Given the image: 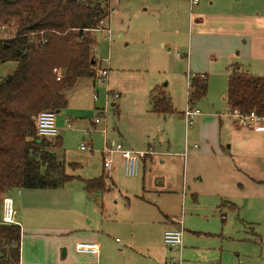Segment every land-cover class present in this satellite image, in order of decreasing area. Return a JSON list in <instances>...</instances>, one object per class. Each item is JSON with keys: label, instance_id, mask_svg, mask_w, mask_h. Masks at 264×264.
Masks as SVG:
<instances>
[{"label": "crops", "instance_id": "0c3cea01", "mask_svg": "<svg viewBox=\"0 0 264 264\" xmlns=\"http://www.w3.org/2000/svg\"><path fill=\"white\" fill-rule=\"evenodd\" d=\"M199 4L194 5L198 11ZM192 11L188 16L191 34L187 45L183 44L185 48L181 47L187 51L183 52L187 65L182 70H179L182 54L176 44H173L176 48H164L168 44L162 38L165 32L151 28L147 22L133 28L141 31L144 36L141 40L147 45L142 60L146 65L148 61V67L153 63L154 70L163 71L134 90L142 107V128L117 129L118 140L125 149L145 151L152 147L140 160L141 176L137 175L127 186L109 177L110 183L104 180L106 191L89 196L83 179L73 175L82 182L87 199L73 187H65L72 180L61 188H23L19 193H8L16 206L15 223L21 228L18 264H167L173 256H179L181 264H231V215L246 208L254 214L261 213L248 221L258 225L261 221L264 233V205L258 204L259 199L264 200V131L241 128L228 115L226 101L227 77L233 66L242 73L264 77V11L241 13L226 9L194 14ZM114 12L119 19L120 13ZM168 18L175 20L169 25L176 24V14ZM109 21L110 17L108 24ZM129 41L126 40L125 46ZM107 42L110 46L111 39ZM193 56L199 61L193 62ZM161 62L166 67L160 68ZM112 65V71L119 75L131 69L127 65ZM196 74L205 76L207 90L203 98L191 104L187 99V80ZM82 79H89L92 86L95 83V78ZM163 79L164 84H160ZM156 86L162 87L170 98L173 112L166 115L152 112L150 93ZM129 87L120 84L116 91L119 98L124 97L118 104H111L119 125L124 120L123 105L130 94ZM188 105L200 108L201 113L186 121L181 114ZM68 121L60 120L57 130L69 126ZM90 124L95 130L101 123L94 124L91 120ZM102 131L106 134L105 129ZM87 134L90 136L91 132L87 130ZM57 137L61 139L59 134ZM86 144L91 142L88 140ZM102 152L101 149L103 161ZM115 155L119 156L114 153L112 159ZM118 156L117 161L113 160L111 172L121 162ZM110 192L127 198L128 209L121 218L118 215L110 218L104 213L101 199ZM98 194L101 199L97 203ZM120 195H114L117 207ZM1 203L2 197L0 207ZM80 204L85 209L88 205L98 208L100 215L94 218L86 211L80 212ZM81 216L86 224L78 225ZM179 227L183 230L181 247L170 249L163 242V233ZM116 232L123 235L121 241L113 238ZM27 238L38 248L37 251L33 247L34 260L25 253ZM78 242L97 243L99 256L77 253Z\"/></svg>", "mask_w": 264, "mask_h": 264}, {"label": "trees", "instance_id": "16d2710c", "mask_svg": "<svg viewBox=\"0 0 264 264\" xmlns=\"http://www.w3.org/2000/svg\"><path fill=\"white\" fill-rule=\"evenodd\" d=\"M112 0H0V61H15L0 80V198L12 189L60 188L77 178L66 173L77 163L63 158L62 142L36 135L34 116L67 106L66 89L96 75V30L106 21ZM3 37V38H2ZM94 60V64L91 63ZM204 75L190 78L189 103L205 96ZM226 101L241 112L264 113V77L233 66L227 77ZM151 110L173 112L170 98L156 86ZM89 196L106 191L104 177L82 180ZM21 228L0 221V264H18Z\"/></svg>", "mask_w": 264, "mask_h": 264}, {"label": "rangeland", "instance_id": "374dc122", "mask_svg": "<svg viewBox=\"0 0 264 264\" xmlns=\"http://www.w3.org/2000/svg\"><path fill=\"white\" fill-rule=\"evenodd\" d=\"M199 2L201 6L199 11L205 13L213 10L218 11L226 9L236 10L241 13L264 11V0H199ZM116 4H118L117 7ZM111 5L112 9L114 10L116 8L115 10L120 14L119 19L116 18L117 15L115 12H112L109 16L111 34L110 46L107 40L104 39L107 36L106 32L96 31L97 43L94 47V52H96L97 55V65L100 61H104V59L111 61L110 66L108 63L107 81L100 84L95 80L92 86L89 79H82L78 85L65 90L68 105L55 113L56 127H58L57 124L60 120H62V122H64L65 118L70 120L68 121L69 126L64 127L62 130L59 129L58 134L62 139L64 160L67 163H77L78 166L76 168L67 167L66 173L78 176L82 179L96 178L103 174L104 180L109 183L110 179L106 177L105 171L103 170V161L102 156L100 158V151L104 149L106 143L121 144L117 134V129L121 131V126L124 128V131H134L142 128L144 124L142 115L140 114V109L142 107H139L138 95L134 90H137L141 84L153 77L154 74H163L158 73L163 71H157L151 67L153 63H150L148 67L147 59V65L146 62L142 60L143 53L145 52L144 47L147 45L141 40V38H144L141 31L133 28L137 24L147 22L148 26L151 28L157 27L160 28L159 31L165 32L162 38L168 44L164 45V48H176L173 46V44H176L178 51L182 54L181 59L183 60L179 63V70H182L183 68L185 69L187 65V59L183 52L187 53V51H184L181 47L185 48L183 44L187 45L191 34L188 16L192 10V13L199 12L195 6L192 7L189 4L188 0H112ZM174 14L177 16L176 24L169 25V22H174L175 20L169 19L168 16ZM107 24L108 22L106 23V27ZM127 28L128 31H126ZM175 30H177V33ZM119 31H121L122 34ZM1 35L5 37L7 33L3 31ZM126 40H130L128 46H125ZM159 46L161 47V43H159ZM235 52H237V49H235ZM192 61L197 62L199 59L193 56ZM112 64L127 65L131 69L125 70L123 74L119 75L112 71ZM162 64L160 65V63H158L157 65H160V68L166 67L164 63ZM192 65L194 66V64ZM15 66V61H0V80L11 74ZM164 82L165 79H163L160 84H164ZM129 83H131L130 87ZM120 84L125 86L126 89L129 87L130 90H128V92H130V94H128L123 105L124 120L122 124L119 125L116 120L114 106L111 104H118L121 102L122 97H124L123 95L118 99L112 97V93L118 92L116 88ZM124 94L127 95L126 93ZM93 95L96 96L94 97ZM143 102L144 99H142V106L144 104ZM99 116H102L103 120L101 124L98 125L99 127L93 130L90 122ZM102 129L106 130V134L103 133ZM87 130L91 132L90 136L87 134ZM55 139L56 138H51L47 140L53 142ZM88 140L91 142L92 147L86 144ZM106 140L108 142H106ZM81 144L86 145L83 150L80 149ZM149 149L152 151V147ZM116 156L118 155L113 156L114 161H117ZM119 156L118 158L121 160ZM120 163H122V160ZM120 163L117 169H113L110 177H112L113 180L114 178L117 179L121 185L127 186L134 182L137 175L132 177L126 176L123 173V166ZM139 166L141 171V162ZM147 168L148 164L146 163L145 172L148 171ZM140 171L138 176H141ZM75 179L76 178H74V180L72 179L65 187H68V185L73 187L74 191H80L79 195L83 197V199H87L82 190V182ZM21 190L23 191V189H20V191ZM13 191H17V189H12L9 193ZM99 195L100 194H98L97 197V203L100 202L101 199ZM114 195L118 196L120 194L110 192L101 199L104 213L110 218L114 215H118L121 218L123 215H126L125 210L128 209L127 198L121 194V200L118 201L117 207L115 206L116 198H114ZM258 201V204L262 207L264 205V200L259 199ZM13 208H16L14 204ZM78 209L80 212L86 211L90 213L94 218L100 215V210L94 206L88 205V208L85 209L84 206L80 204ZM246 209L242 210L241 213L237 212L231 215L233 238L232 246H230V249L233 250L231 264H264V233H262V222L260 221L261 225H258L248 221L261 213L254 214L248 208ZM58 212L60 213L61 211L58 210ZM61 213L66 214L64 211ZM1 215L2 210L0 207V217ZM15 215L14 220L16 219ZM231 218H229L228 215V221L231 220ZM82 224H86V219H83V216L80 217L78 225ZM141 228L142 227H139V230H141ZM112 229L114 230V228ZM113 236V238H118L120 241L123 238L120 232L114 233ZM33 247L38 251L37 246L32 243L31 239H25V253L31 260L35 259L33 257Z\"/></svg>", "mask_w": 264, "mask_h": 264}, {"label": "built area", "instance_id": "2783aa9c", "mask_svg": "<svg viewBox=\"0 0 264 264\" xmlns=\"http://www.w3.org/2000/svg\"><path fill=\"white\" fill-rule=\"evenodd\" d=\"M191 6L196 5L199 0H188ZM115 8V7H114ZM116 9V8H115ZM113 10L110 7L109 15L106 21L102 22L101 27H99L96 31H104L106 32L107 36L105 37L106 40H110V28L109 24L106 23L110 14L116 10ZM5 30L4 26H0V37L1 33ZM3 38V37H2ZM94 57L97 61L96 52H94ZM108 59H104V61H100L97 65V72L95 75V79L98 83L103 84L107 81L108 75ZM190 78L188 77L187 86V99L190 93ZM94 97L96 95H93ZM112 97L114 99L119 98L118 93H112ZM201 113L200 108H192L189 105L186 109L182 112L181 116L186 121L192 119L195 115ZM228 115L234 118L241 128L255 130V131H264V113H258L254 109L249 110L248 112H241L237 108H229L228 107ZM34 124H35V132L36 135L40 138L44 139H51L55 138L58 134L57 127L55 125V112L52 110H41L34 116ZM103 120L102 116L96 117L93 122L94 124H100ZM86 145L81 144L80 148L84 149ZM151 152V149H147L145 151H130L125 149L120 143H106L103 149V168L106 174V177H110V172L113 168L114 161L112 159V155L114 153H118L122 160L123 172L126 176H136L139 173V163L140 160L148 153ZM18 193L20 192L17 189ZM1 222L3 223H15L14 215L15 209L13 208V201L10 197L4 196L2 198L1 203ZM182 235L183 230L181 227L179 228H169L166 229L163 233V242L166 246L170 249H177L181 247L182 244ZM75 250L77 253L81 254H90L94 257L99 256V246L97 243L94 242H78L75 245ZM167 264H181V258L179 256H173L169 258Z\"/></svg>", "mask_w": 264, "mask_h": 264}, {"label": "water", "instance_id": "95a60500", "mask_svg": "<svg viewBox=\"0 0 264 264\" xmlns=\"http://www.w3.org/2000/svg\"><path fill=\"white\" fill-rule=\"evenodd\" d=\"M91 63L94 64V60H91Z\"/></svg>", "mask_w": 264, "mask_h": 264}]
</instances>
